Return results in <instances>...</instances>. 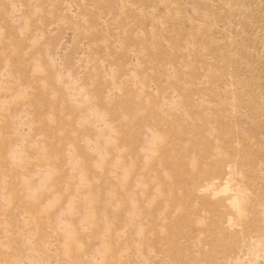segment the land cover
Here are the masks:
<instances>
[{"label":"bare ground","instance_id":"bare-ground-1","mask_svg":"<svg viewBox=\"0 0 264 264\" xmlns=\"http://www.w3.org/2000/svg\"><path fill=\"white\" fill-rule=\"evenodd\" d=\"M22 1L0 0V6L3 8L0 10L4 11L3 14L0 12L1 24L6 30L2 27L0 29L2 28L3 32L9 29V33L5 32V37L11 30H18L21 26L27 28L25 32L29 31L31 28L27 24L30 21L26 22L22 9L26 4L30 7L32 4L33 7L34 2L39 5L38 12L36 13L35 6L34 11L40 18L44 17L43 14L46 16L49 12H54L52 17H48L53 18L55 15V19H48L49 22L51 20L54 22L57 14L59 15L54 24L46 23L47 27L43 28L40 25L33 34L26 32L31 33L29 37L27 36L31 39L29 41H32L31 45L39 42L43 48L35 45L33 49L29 44L32 49L29 47L24 49L30 52V56L34 55L37 47L40 48L37 49L40 52H37L42 56L39 58L38 55L37 59H33L32 56L31 60L29 57L28 61L25 57L24 63H30L26 69L29 70L30 76L44 73L50 75L51 81L47 83L44 79V84H48L52 90L55 89L53 93L61 95L62 99L61 97L59 99L68 108L80 111H76L79 113L76 118L72 117L74 114L71 116L74 120L72 122L69 120L70 126L67 128L70 127L75 135L77 132L78 135L82 133L83 143L78 148L81 136L80 138L76 136L79 140L78 145V141L74 140L75 135H68L63 130L64 135L72 136L70 138L73 141L70 142L62 137V129L57 130L59 127L53 128L51 123L47 124L48 127L53 126L52 130H46L48 134L50 131L55 134L57 132L58 138L57 141L50 142L49 149L55 146L56 150L60 148L62 151L60 153L58 150L59 156L56 154L50 160L46 156L47 150L43 145L45 142L42 143L44 140L38 142V139H35L43 128L34 133L36 136L32 137H35L33 140L26 141L31 129L26 121L25 100H22L24 108L11 109L15 112L10 116L13 120L8 117V121L12 120L10 123L13 124V128L6 119L5 127L12 129L14 135L12 138L17 141L13 145H10L12 142L8 144L11 147L4 150L5 158L4 154L0 156L1 160L4 159L0 163H6L5 168L3 164L0 168L2 170L4 168V172L14 174L12 171H16L19 174V188L20 185L24 187L21 186L22 194H19L21 198L18 196L16 203H21L20 200L24 199L21 209L25 208L22 211L17 208L20 213H17L15 207L12 208L10 205L12 200H8L9 197L4 192L10 184L5 185L4 189L2 183L6 181L3 182L5 178L2 176L4 179L0 180V209L5 210L9 205L12 212H16V215L12 214L16 216L17 221H14L16 222L14 225H18L17 231L14 230L16 225L11 227H14L12 232L18 234V238L13 239L8 234L11 227L7 224L14 220H11L12 216L9 214L11 217L7 218L8 220L11 218L12 222L9 220L7 223V219L6 223L0 221V264H152V257L148 258L150 263L147 260L151 253L148 255L149 250L146 248L153 249L156 239L162 243L164 236L161 239L156 235V239L151 238L152 241L153 239L156 241L155 245L150 243L151 246L149 244L147 245L149 247H145L144 252L147 250L148 256L145 255V258L143 252V258L139 251L141 244L138 243L140 238L142 240L144 237H141L143 227L139 225L141 221L136 220L135 213L139 196L137 198V195L129 192L123 195L119 194L121 189L115 190L114 195H118V200L114 201L118 204L120 202L119 209L124 210L125 207L128 209L126 218L119 221L120 224L123 223L125 231L129 230V235L125 236L126 232L115 236L112 232L108 234L109 237L115 236L111 237L112 242L108 237L106 239V231L109 230L107 225L110 224L109 228L113 226L110 222L106 225L108 211L110 213L112 209L114 212L111 213H114L115 217L119 213V217L124 216L121 215L123 212L121 209L116 213L115 208H111L109 204L113 197L111 193L114 188H126L125 183L128 184L127 188L134 192L140 191L138 188L142 187L151 193L146 200L147 203L142 206L146 205L152 210L154 222L147 220L150 224L146 225L153 223L154 226L160 221L165 222L161 219L166 218L164 214H167V211L176 208V202L180 201V206L183 202L182 207L185 204L181 215L182 207L178 206L180 207L176 208L178 211L174 208L178 216L183 217L185 213L182 220L185 224L180 225L181 222L178 221L182 219L180 217L177 220L178 227L175 225L167 227V232L172 227L171 234L169 238L167 235L166 240L170 248L167 249L168 244L161 245L164 249L166 247L168 251L170 250V253L166 251L168 258L166 257L163 264H264V0H26V4ZM39 12L47 14L43 13L41 16L38 15ZM46 18H43L44 22H48ZM35 23L37 24L36 21ZM57 23L62 26L72 24L75 27L62 28L60 31L62 27L60 25L58 31ZM25 32L18 34L19 37L22 34L24 36ZM12 34V38L15 39ZM81 35L85 38L79 41ZM11 36L8 37L12 40ZM26 39L25 42H28ZM17 44L15 43V46ZM0 49L2 50L1 47ZM11 50L8 49L9 52ZM30 50L35 51L31 53ZM13 51H16L15 48ZM3 52L9 53L7 50ZM2 56L5 57L4 53ZM7 66L0 67L2 94H5L6 90L3 88L5 78L10 73ZM14 75L16 74H13V78ZM9 78L12 77L9 75ZM6 82L5 86H9L8 81ZM13 83L11 81V85ZM15 84V87L18 86L16 89H19V85ZM28 84L27 87L21 86L18 91L14 90L13 86L11 91L15 92L10 94L11 98L17 101V103L12 101L15 105L22 97L30 94L28 89L31 86L29 88ZM8 92L6 91V94ZM44 92H42L44 97L46 95L51 97L46 94L47 91ZM38 95L39 93L36 98ZM8 96L0 98V110L8 109L7 104H12ZM31 96L32 94L28 95V98ZM123 98L125 106L131 103L135 106V112L133 114L130 112L132 116L139 117L140 121L136 119L135 126L140 125L141 121L146 123L144 129L142 128L144 125L141 127L142 131L140 126L137 125L139 129L133 125L134 117L133 122L129 120L130 113L122 115L123 108L120 109V104L123 105ZM45 100L49 101L47 98ZM26 101L28 102L27 99ZM32 101H36L35 97ZM32 101L28 102L30 106L34 103ZM130 101L131 103H128ZM35 105L34 108L37 106ZM39 107L41 110L42 107ZM54 109L60 119L65 116L62 114L64 111L61 112L63 110L61 107ZM4 113L9 112L4 110ZM36 113L40 114V111ZM50 113L47 114L49 119L52 116ZM65 117L62 119L68 121ZM129 122H132V127L134 126L129 128H132L133 132L130 134L136 142L132 144L133 147L127 149L122 144V142L125 144V141H122L121 134L125 128L126 133L129 130L127 127L131 126ZM40 126L37 125L35 128ZM7 128L4 129L9 130ZM35 128H32L33 131H36ZM42 134L43 138L45 134L43 136ZM48 136L45 139H48ZM126 136L125 140L130 146L132 137L129 136L131 137L129 141L127 140L129 137L126 139ZM9 139L7 143L11 140ZM25 142L27 145L31 142V145L24 146ZM46 142L48 145L47 140ZM0 145L2 147V143ZM32 152L34 154L30 155ZM29 165L32 167L31 170L28 169ZM10 179L14 181L12 177ZM164 186H167L168 193H173L172 189L175 188L179 194L165 195L162 191L158 196L155 195L154 192ZM12 187L10 191L15 194L13 191L16 189ZM15 188L18 189V184ZM53 191H56L55 194ZM59 191L60 194H56ZM157 200H161L165 205L169 203V207L173 201L176 206L172 204L171 209L167 206L164 208L170 211L158 212ZM4 201L11 203L6 204ZM121 201L125 207H121ZM154 202H158L156 203L158 206ZM109 206L111 207L108 210ZM195 207H199L201 212L196 209L193 210L196 214L192 213L190 210ZM201 207L206 209V212H203ZM186 208H190L189 212H186ZM173 212L168 215H172ZM202 212L203 214H200ZM115 217L113 221L120 225ZM172 218L167 221L171 222ZM30 219L31 222L38 220V223L39 221L48 223L46 228L41 227L46 233L41 234V231L37 233L31 228L33 232L28 234L31 229L27 227L34 226L33 223L30 224ZM118 225L114 224L113 227L116 226L117 229ZM205 226L209 228L210 234L204 230ZM122 227L120 225V228ZM145 227L149 229V226ZM184 227L185 230L190 228L193 232L196 231V234L197 232L203 234V231L208 234H203L200 239L199 234V238H196L197 235L194 233L196 239L192 242L186 241L188 242L186 244L184 238L191 231L186 230L189 231L185 233L187 236L182 234L185 237L181 236L180 239V232H186L183 230ZM162 228L166 230L165 227L159 226L156 232L165 233ZM181 228L183 229L179 232ZM146 232L144 235L148 236ZM194 234H191L192 238ZM176 239L180 243L184 242V246L187 245L186 250L190 249L191 243L194 246L200 241L201 245L199 247L200 243L197 244L194 250L191 246L184 260L182 258L184 246L181 249L179 248L181 244H178L179 247L176 246ZM12 243L15 244V251ZM146 244L144 243L145 246ZM128 247H131V250L135 249L130 252L136 256L133 254L132 257L131 253L126 251ZM107 252L108 254L111 252L110 256ZM154 252L157 255L156 250ZM153 260L155 263V259ZM160 261L158 264H162Z\"/></svg>","mask_w":264,"mask_h":264},{"label":"rangeland","instance_id":"rangeland-1","mask_svg":"<svg viewBox=\"0 0 264 264\" xmlns=\"http://www.w3.org/2000/svg\"><path fill=\"white\" fill-rule=\"evenodd\" d=\"M24 1H25V2H24ZM27 1H28V0H27ZM22 2H24V4H26V0H23ZM32 3H33V2H32ZM33 4H34L33 7H32V4H31V7H30V6H27L28 4H26V6L22 9V11H23V12H22V13H23L22 15L24 16L25 19H27L26 22L28 23V22L30 21V22L27 24V26H28V27L30 26L29 28L32 29V30H31V29L28 28L29 31L27 30L26 32H32V34H33L35 31H37V29H38V27H39L40 25H41L40 27H42V28H43V27H47V24H48V23H49V24H54L55 21L57 22V19H58V17H59V15L57 14V16H56V20H55L54 22H53L52 20L49 22L48 19H53V18L55 19V15H54L53 18H48V17H52V16H53V14H54L53 11H54V10L52 11L53 13H50V12L48 11V12H49V15L51 14L50 16L47 14V12H43V13H46L48 16H47V15L45 16V14L39 12V13H41V14L38 13V15H41V16H42V14H43V16H44L43 18H44V19H45V17H47L46 19L48 20V22H44L45 20H43L42 17L40 18V16H37V14H36V13L38 12V6H39V5H37L35 2H34ZM34 6H35L36 9H37V10H36V13H35V11H34V9H35ZM0 7H1L0 9L3 10L2 6H0ZM26 7H28V9H30V8H31V9L33 8V9H32V10H31V9H30V10H27ZM4 9H5V8H4ZM2 10H0V12L3 14L4 11L2 12ZM25 10H26L27 13H29V15L25 12ZM28 11H29V12H28ZM30 11H31V12H30ZM1 13H0V15H1ZM30 13H33V14H36V15L34 16L33 14L31 15ZM25 15H26V16H25ZM30 15L33 17V18L30 17L31 20L29 19V16H30ZM2 16H3V15H2ZM1 18H2V17H0V27H2V24H1V23H2V21H1L2 19H1ZM34 20L37 22V24L35 23ZM47 20H46V21H47ZM32 21H33V24H34L33 26H32ZM39 23H41V24H39ZM46 23H47V24H46ZM45 24H46V25H45ZM49 24H48V25H49ZM57 24H58V26H57ZM57 24H56V28H57V30H58V27H59L61 24H60V25H59V23H57ZM61 26H62V25H61ZM61 26H60V27H61ZM22 27H23V26L19 27V29L21 28L20 30L18 29L19 31L16 30V29H14L15 31H14V30H11V31H10V34H8V33H9V29H8V31H4V32H3V29L6 30L5 28L2 27L3 29H2V28L0 29V39H1V37H2V39H3V40L1 39L3 42L0 40V43L2 42V44H1V46H0V47L2 48V50L0 49V50L2 51V54H0V55H1L0 58L2 57V58L0 59V67H3V66L6 67V66L8 65V66H7V69H8V73H9V72H10V73L8 74L7 79H5V83H4V84L6 85V84H7L6 81H8L9 86H11V87H9L8 85H7V86L3 85V88L6 89V90H4L5 94H6V91L8 92V90H9L10 88H11V89H10L9 92H8L9 96H8V94L5 95L4 93L2 94V93L0 92V98H3V97L5 98L6 96H8V97H10V100H11L10 102L15 101V100H13V98H11V94H10V93L13 92L14 90L18 91V90L20 89L21 86H25V87H27V85H26L27 83H29V84H28L29 88H30V86H31V88H30L31 90L28 89V91H29L30 94H32V96H31V98H30V97L28 98V95L30 96V94H28V95H25L27 98H26V97H22V99H21L20 101H18L19 103L16 104V105H18V106L15 105V103H17V101H15V103L12 102V104H11V103H10V104L8 103L9 105L7 104V106H6V108H8V109H4L5 112L8 110V112H9L8 114H7V113L5 114V113H4V110H0V113H1V115H0V119H1V121L5 122L4 124H3V122H2V124H0V137H3V138L5 137L4 139L1 138L2 140L0 139V140H1L0 144L2 143V147H1V145H0V148H2V149L0 150V152H1L0 156L2 157V155L4 154L3 157L5 158L6 152H4V150L6 151V148H7V147H9V148L11 147V146H9L8 144H10V143L12 142L10 145H13V143H15V142L17 141V139L15 140V139L12 138V135H13V134H12V129L10 130L9 127H8V128L5 127V125L7 126L6 122L9 120L8 117L10 118V116H13V114H14V112H15L16 109H20V108H24V107H25L24 110H25V114H26V121H27L28 125H29V124H30L31 126L33 125L32 127L29 125V127H30V129H31L32 131L29 130V133H28V136H27V138H26V141H27V140H29V141L33 140V139L35 138V137L32 138V137L35 135L34 133H36V132L38 133L39 131H41L40 129L43 128L42 131H41L40 133H38L40 136H39L38 134H37L38 136L35 135V136H36L35 139H38V140H37L38 142H39V141L42 142V141L44 140L42 143L45 142L43 145H45V148H46V150H47V152H46V156L50 159L51 157H54L56 154H57V155L59 154L58 150H59L60 148H59L58 150H56V149H55V146H54V148H53V146L51 145L52 147H50L51 149H49L50 144H51L52 142L57 141L58 138H57V135H56L57 132H56V134H55L54 132H51V131H50V132H49L50 135H49L47 131H48V130H52V129L55 128V127H56V128L59 127V129L57 128V130H61V129H62V131L65 130L66 134H68V135H70V134L75 135V133H73L74 131L72 132V131H71L72 129H71L70 127H68L69 130L67 131V129H68L67 126H70V122H72V121L74 120L72 117L76 118V115L79 114V113H76V111H77V112H80V111H78V110L74 111L73 109H72V110H73V111H72V110H71L70 108H68L67 106L64 107V108H62V104L64 103V102H61V101H62V100H61V99H62V96H61V95L58 96V94L56 95L55 93H53V90H55V89L52 90V89H50V86H49L48 84H46V85L44 84L45 81H46L47 83H49V82L51 81V76H50V75H47L46 73H44V75H43V74H38V75H36V76H30V74H28V73H29V70H27V71H28V72H27L26 69H28V68H27V65H30V63H28V62H27V63H24V62H26V60L28 61V58H29V57H30L29 60H31V57H32V56H33V57H32L33 59H37V58H38V55L41 54V53H40V54L38 53V52H40V51H38V50H40V48L38 49V47H42V45H41L39 42L36 43L35 45L38 46V47H37L38 50L36 49V52L34 53V55L30 56V55H31V54H29L30 52H28V51L25 50V49H26V47H27V48L29 47V49H32V48L34 49V46H35V45H31L32 41H29L30 38L28 39V37L30 36L31 33H27V34H26L25 30H26L27 28L25 29L24 27H23V28H22ZM32 27H33V28L35 27L36 30H35V28L33 29ZM74 27H75V25L73 26L72 24H69V25H66V26H62L61 29H60V31L63 30V29H66V28L71 29V28H74ZM62 28H63V29H62ZM22 29H23L24 32H25V35H24V36H23L24 32H23ZM30 30H31V31H30ZM12 31H13L14 33H13ZM21 31H22V32H21ZM58 31H59V30H58ZM5 32H8V33H7L8 35H7L6 37H5V35H6ZM18 32L23 33L22 36H20L21 38L19 37V35H20L21 33L19 34ZM75 32H76V31H75ZM12 33H13L14 35H13ZM3 34H4V35H3ZM11 34H12L13 36H15V39L12 38ZM18 34H19V35H18ZM28 35H29V36H28ZM8 36H9V37L11 36L12 40H11ZM17 36H18V38H17ZM25 36H26V37L28 36L27 39H26ZM82 36H83V37H82ZM7 37L9 38L10 46H9V42H8V38H7ZM4 38H6L7 40H6V39L4 40ZM22 38L26 39L28 42H25V40L22 39ZM78 38H79V37H78ZM83 38H85L84 35H81V37L79 38V41L82 40ZM13 39H14V40H13ZM19 39H20V40H19ZM15 40H16V41H15ZM30 40H31V39H30ZM12 41H13V42H12ZM23 41L25 42V44H23L24 47H21V46H23V45H22V43H24ZM4 42H5V43H4ZM6 42H7L8 45L6 44ZM30 42H31V43H30ZM42 42H43V41H42ZM15 43H16V44L18 43V44L15 46ZM20 44H21V45H20ZM29 44L32 46V48H30L31 46H28ZM37 44H38V45H37ZM42 44H43V43H42ZM2 45H4V46H2ZM39 45H40V46H39ZM5 46H9V48H8V47H5ZM11 46H12V47H11ZM3 47H4V48H3ZM10 47H11V49L13 48V50H14V48H15L16 51L11 50ZM21 48H22V49H21ZM24 48H25V49H24ZM42 48H43V47H42ZM42 48H41V49H42ZM8 49L11 50V52H9ZM29 49H28V50H29ZM3 50H7V52H9V53H11V54L6 53V52H3ZM26 51H27V52H26ZM30 51H31V53H32V51H35V50H30ZM37 51H38V52H37ZM21 52H22V54H21ZM24 52H26V54H25ZM0 53H1V52H0ZM3 53H4L5 57H6V61H5V57L2 56ZM36 53H37V55H36ZM23 54H25V55H23ZM27 54H29V55H27ZM26 55H27V56H26ZM9 56H11V57H9ZM17 56H18V57H17ZM21 56H22V57H21ZM41 56H42V55H40L39 58H40ZM25 57H26V60L24 61ZM7 58H8V60H7ZM16 58H17L18 60H17ZM22 59H23V60H22ZM4 61H5V62H4ZM9 61H10V62H9ZM19 61H20V62H19ZM2 62H3V63H2ZM12 62H14V63L12 64ZM17 62H19V63H17ZM22 63H23V64H22ZM15 64H16V65H15ZM24 64H25V66H24ZM12 65H13V66H12ZM17 65H18V67H17ZM9 66H10V67H9ZM8 67H9V68H8ZM9 70H10V71H9ZM20 70H21V71H20ZM11 72H12V73H11ZM26 72H27V73H26ZM23 73H24V74H23ZM25 73H26V74H25ZM11 74H12V75H11ZM13 74H16V75H14V78H13ZM9 75H10V77H12L11 79L9 78ZM41 75H42V76H41ZM45 75H46V76H45ZM16 76H18V77H16ZM20 76H23V77H20ZM24 76H25V78H24ZM44 76H45V77H44ZM19 77H20V83L17 82V81H19ZM35 77H36V78H35ZM8 78H9V79H8ZM17 78H18V79H17ZM21 78H22V79H21ZM33 78H34V79H33ZM12 79H13V80H12ZM14 79H15V80H14ZM39 79H40V81H38ZM44 79H45V81H44ZM46 79H47V80H46ZM21 80H22V81H21ZM28 80H29V81H28ZM32 80H33L34 82H32ZM36 80H37V84H36ZM11 81H13L14 83H16L15 85H19V89H16V88H18V86L15 87V86H14V83L11 85ZM42 81H44V82H42ZM41 82H42V84L39 85L38 83H41ZM17 83H18V84H17ZM20 84H21V85H20ZM47 85H48V86H47ZM13 86H14V90L11 91L12 88H13ZM32 86H33L34 88H33ZM38 86H39V87H38ZM40 87H41V90H40ZM8 88H9V89H8ZM32 88H33V89H32ZM43 89H44V90H43ZM34 90L36 91V93H35ZM45 90H46L47 92H46ZM2 91H3V90H2ZM44 91L46 92V94L50 95L51 97L49 98V96H47L46 94H45L46 96L44 97V94L42 93V92H44ZM49 91H50V92H49ZM14 92H15V91H14ZM14 92H13V94H14ZM45 92H44V93H45ZM34 93H35V94H34ZM38 93H39L38 96H40V97L38 98V96H37V98H36V95H37ZM41 93H42V94H41ZM49 93H50V94H49ZM13 94H12V95H13ZM51 94H52V95H51ZM1 95H3V96H1ZM54 95H56V98L60 101V102L57 103V104H55V102H54V101L56 100V98H55ZM8 97H7V98H8ZM34 97H35V100H36V101H32V100H34ZM43 97H44V99H43ZM52 97H54V99H53ZM60 97H61V99H59ZM24 98H26V99L28 100V102H30V101L34 102L33 104H31L32 106L35 105L36 102H37L36 105H37L38 107L35 105L37 108H36V107L34 108V106H33V108H34L33 110H34V111H32V110H31V109H32V106H30V103H31V102L28 103V102L26 101V99H24ZM32 98H33V99H32ZM45 98L49 99V101H48V100H45ZM37 99H38V101H37ZM124 99H125V98H123V105L125 104V102H124L125 100H124ZM8 100H9V98H8ZM22 100H25V101H24L25 104H27V105L29 104L28 107H27V105L24 104V102H23ZM42 100H43V101H42ZM22 102H23V105H25L24 107L22 106ZM43 102H44V103H43ZM13 103H14V104H13ZM41 103H42V104H41ZM46 103H47V104H46ZM52 103H54V104L50 107V105H51ZM128 103H131V101L128 102ZM38 104H39V105H38ZM48 104H49V105H48ZM12 105H13V106H12ZM14 105H15V106H14ZM43 105H44V106H43ZM65 105H66V104H65ZM120 105H121V106H120V109L123 108V110H122V111H123V114H122L123 116L125 115V113H126V115H127V114L130 113V112H131L132 114H133V112H135V110H134V109H135V106H134L133 103L129 104L128 106H127V104H126V106H125V105L123 106L122 104H120ZM8 106H9V107H8ZM11 106H12V107H11ZM39 106L42 107L41 110L38 109V108H40ZM53 106H54V108H56V107H58V106L61 107V108L63 109V110H61V112L64 111L62 114H63V116H64V114H65V116L67 117L68 121H67L66 119H65V121L62 119V118H64L65 116L62 117V118H61L62 120H61V119L57 116L58 114L56 113V110L53 108ZM14 107H15V108H14ZM29 107H31V108H29ZM43 107H44V108H43ZM125 107H127L126 109L129 110L128 112H124V110L127 111L126 109H124ZM129 107H130V108H129ZM12 108L15 109V110L12 111V110H11ZM65 108H66V110H64ZM29 110H31V111H29ZM35 110H36V111H35ZM38 110L40 111V114H41V115H40L39 113H36V112H39ZM50 110H51V111H50ZM131 110H132V111H131ZM1 111H2V112H1ZM122 111H121V112H122ZM29 112H30V113H29ZM50 112H51V113H50ZM53 112H54V113H53ZM70 112H71V113H70ZM73 112H74V113H73ZM28 113H29V114H28ZM48 113H50V115H52L50 119L47 117V114H48ZM131 113L128 114V115H130V116H128V117H129V120L132 121V122H133V117L135 118V119H134V120H135V121H134L135 123L133 124V125L135 126L137 120H139V119H138L139 117L136 118L135 115L132 116ZM31 114H32V115H31ZM33 114H35V115H33ZM53 114H56L55 116L57 117L56 119H57L58 121L55 119V116H53ZM62 114H61V116H62ZM69 114H70V115H69ZM73 114H74V115H73ZM8 115H9V116H8ZM43 115H44V117H42ZM72 115H73V116H72ZM1 116H2V117H1ZM4 116H5V118H4ZM30 116H32V117H30ZM71 116H72V117H71ZM66 117H65V118H66ZM33 118H34V119H33ZM58 118H59V119H58ZM2 119H3V120H2ZM5 119H6L7 121H5ZM10 119L13 120L12 117H11ZM136 119H137V120H136ZM12 120H11V121H12ZM37 120H38V124H37ZM55 120H56V122H55ZM69 120H70V122H69ZM1 121H0V123H1ZM11 121H10V122H11ZM28 121H29V122H28ZM61 121H62V122H61ZM139 121H140V120H139ZM139 121H138V122H139ZM8 122H9V121H8ZM10 122H9V123H10ZM45 122H46V123H45ZM58 122H61V123L59 124ZM132 122H131V123L129 122L131 126H127L128 129H129L128 131H130V132L127 131V133H129V134L133 132V131H132V128H133L134 126L132 127ZM9 123H8V124H9ZM40 123H42V124H40ZM49 123H51V125H53L54 127L51 126V125H50L51 127H48ZM64 123H66L67 125H64ZM129 123H128V124H129ZM141 123H142V124H141ZM10 124H11V123H10ZM10 124H9V125H10ZM35 124H36V125H35ZM47 124H48V125H47ZM139 124H140V125H138V124H137V125L140 126V128H141L143 125H144V126H143L142 128H143V129L145 128V124H146V123H144V122L141 121V122H139ZM37 125H38V126L42 125V126L38 127L39 130H38V128H37V129L35 128V126L37 127ZM44 125H45V126H44ZM114 125H115V124H114ZM137 125H136L135 127H138ZM60 126H61V127H60ZM52 127H53V128H52ZM129 127H132V128H129ZM4 128H7V129H9V130H6V129H4ZM11 128H13V124H11ZM32 128H35L36 131H33L34 129H32ZM63 128H64V129H63ZM138 128H139V127H138ZM140 128H139V129H140ZM142 128H141V131L143 130ZM70 129H71V130H70ZM4 130H5V131H4ZM46 130H47V131H46ZM55 130H56V129H55ZM124 130H125V131H123V133H124V132L126 133V128H125ZM133 130H134V129H133ZM1 131H2V132H1ZM6 131H7V132H6ZM30 131H31V132H30ZM42 132H43V134H45L43 138L41 137ZM65 132L63 131V135L65 134ZM30 133H31V134L33 133V135L31 136ZM52 133H53V134H52ZM78 133H79V132H77V134L74 136V140H76V142L78 141V142H77L78 145H79V140H81V141H80L81 144H80L79 146H78V145H75V146H78V148H79V147L82 145V143H83V139H82V135H81L82 133L80 132V133H81L80 135H78ZM123 133H122V134H123ZM125 133L123 134V136H122V134H121L122 141H125V144H124V142H122V144H123V146H126L125 148L128 149L129 147H133L132 144H134L136 141H135V139H133L134 137H132V134L128 135L127 133H126V134H125ZM6 134H7V135L10 134V135H8V136H11L10 139L13 140V141H11V140L9 139L8 136H7L8 138H7L6 136H4V135H6ZM43 134H42V136H43ZM46 134H47V135H46ZM48 135H49V136H48ZM63 135H62V137L66 138L67 140H70V142L73 141V139L70 138V137H72V136H69V137H68V135H64V136H63ZM126 135H128V136H126ZM13 136H14V135H13ZM47 136H48L49 138H48V139H45V138H47ZM76 136H78V137L81 136V138L79 137L80 139L77 140V139H76V138H77ZM125 136H126V139H127V137L131 136L132 139L134 140V142H133L132 139H131L130 146H129V143H127V141L125 140ZM133 136H134V135H133ZM62 137H61V138H62ZM131 137H129L127 140L130 141V138H131ZM15 138H16V137H15ZM28 138H31V139H28ZM41 138H42V140H41ZM54 138H55V139H54ZM8 139L10 140L9 143H7V142H8ZM4 140H5V141H4ZM46 140L48 141V145H46V144H47ZM49 140H50V141H49ZM71 140H72V141H71ZM129 141H128V142H129ZM50 142H51V143H50ZM26 143H27V142L24 143V146H30V145H31V142H28V143H30V144H28V145H27ZM74 143H75V142H74ZM126 143H127V144H126ZM75 144H76V143H75ZM7 145H8V146H7ZM53 149H54V150H53ZM7 150H8V148H7ZM59 151H60V150H59ZM2 152H4V153H2ZM35 152H36V151H35ZM57 152H58V153H57ZM61 152H62V151H60V153H61ZM47 153H48V155H47ZM25 154H26V153H25ZM29 154H30V153H28V155H29ZM32 154H34V152H32L30 155H32ZM35 154H36V153H35ZM58 156H59V155H58ZM1 157H0V162H3L4 159L2 158L3 160H1ZM50 160H51V159H50ZM28 162H29V161H28ZM2 164H3V167H4L6 163H5V164L2 163ZM2 164L0 163V167L2 166ZM29 164H30L31 166L33 165L31 162H30ZM30 165H29L28 169H30V167H31ZM4 168H5V167H4ZM4 168H3V170H2V168H0V176H1V177H0L1 179H0V180L2 181V178L4 177L5 180H3V182L6 181L7 184H6V183H2V184H4V185H2V187L5 186V185L7 186L8 184H10V185L7 186L8 189H9V191H7L8 189H6V186L4 187V189H6V190H4V189H3V190H4L5 194L9 197L8 200H10V201L12 200V204H10L11 202H8L11 206H13L12 208L15 207L16 210H17V208H19V211H20V209L22 208V205H23V204H21V203L24 202L25 200L22 199V200H20L21 203H16V202H18L19 197L21 198V195L19 196V194H22V192H21L22 187H21V186H23V185H20V188H21V189L19 188V184H20V183L18 182V176H19V174L16 173V171H12V172H14V174H13V173H10V172H7V171L4 172ZM31 169H32V167H31ZM31 169H30V170H31ZM30 170H29V171H30ZM23 172H24V171H23ZM6 173H7V174H6ZM8 173H10V174H8ZM2 176H3V177H2ZM11 177L14 179V181H13L12 179H10ZM4 178H3V179H4ZM7 178H8V179H7ZM9 179H10L11 183H9L10 181L8 182ZM161 179H162V177L160 178V180H161ZM151 180H153V178H151ZM15 182H17V184H18V189L15 188V185H17V184H15ZM13 183H14L15 185H13ZM131 183H132V182H131ZM11 184L14 186V188L12 187ZM163 184H165V183H163ZM125 185H126V186H125L126 188H124V189H122V187H121V188H120V187L114 188V191H112V193L110 192V193H111V196H112V194H113V197L111 198V196H110V198H111L110 202H109V200H108L109 204L112 206V207L109 206V207H108V210H109L110 207L113 208V209L115 208V209H114L115 212H116V211L118 212V211L121 209V211H123V212L121 213V215H122V216L124 215L125 217H124V216H123L124 218H123V217H122V218L119 217V215H120L119 212H118V213H119L118 216H117V214H116V216H117L118 218L115 217V214H114V213H111V212H114V211H113L112 209H110L111 212L109 213V211H108V213H107V211H106V213L108 214V215H107V214H106V215L109 216V217H111L112 219L109 218V217H106V220H108L107 223H106V225H107L109 222L111 223V226H112V225L114 226V224H115L116 226L118 225V224H117V221H115V220L113 221V217H115L116 220H118V221H119V220H123V219L126 218V214H127L126 211H127L128 209H127V210L125 209L126 207H125L124 205H122V201H121V205H122L121 207L124 206L125 208H124V210H122V208L119 209V207H120V202H119V204H118L117 201H114V200H118V197H117L118 195H116V196L114 195V194L116 193V191H117L116 189H121V191H119V194H123V195H124L125 192H129V193L132 194V195H137V198H138V196H139V198L137 199L138 202H136V205H135V208H136V209H135V213L137 214L136 220H138V221L140 220L141 222H139V225H142L141 227H143V228H142V230H143V232H142L143 235L141 234V235H142L141 237H143V236H144V237H148V238H144V237H143L144 239L142 238V240H144V241H142L141 238H140V240L138 241V243L142 245V246H141V245L138 244V245H139V248H140L139 251H140V253H141V255H142V253H143L144 250H145V247H149V246H151V244H153L154 242L157 241V242H156V245H155V243H154V245L157 246L156 248H154L155 246L152 245L154 250L151 249L152 247H150V248H146V249L149 250V251L146 250L147 253H148V255H149V253H151L150 256L147 257V260H148V258L156 257V258H153V259H155V263H154V260L151 258V260H152L151 263H152V264H158V262L160 261V259H161V257H162V261H160V262H162V264H163V262H165L166 259L168 258V256H166V255H167V252H166V251H168L167 249H169L170 247L168 248L169 244L167 243L166 240H168V238H169V236H170L169 234H171L170 229H171L172 227L169 229V232H167V229H168L171 225H172L173 227H174V225L176 226L177 223H179L178 221H180V222H181L180 225H182V223H183L182 220L184 219V215H185V213H184V215H182L183 217H181L180 215L183 213L182 210H183V208H185V204H184V207H182L183 202H181L182 205L180 206V204H179L180 201H178V202L175 201V202L177 203V206H176V205H174L175 203H173V201H172V204H173L174 206H176L177 209H179L180 207H182V208H180L181 213L179 212L180 215L178 216V215H177V214H178V212H177L178 210H177L175 207H174V208H175L177 211H176L174 208H172V209H174V210L171 209V206L173 207L172 204H171V206L169 207V205H170L169 203H167L168 205H165L161 200H160V201L157 200V201L159 202V204H158L159 207H157V209H158L159 211H158V210H156V211L164 213L165 211H167V210L170 211V209H171L170 212H172V211H174V212H173L172 215H168V213H170V212L167 211V214H164V215H166V218L169 217V219H166V218H165L166 220H165V219H161L162 221L164 220L165 222H161V221H160L158 224H156V225H158V227H159V226H161V227H165L166 230H165L164 228H162V230H163V231H166L167 233H166V232L163 233V232H161V231L156 232V230H158V227H157L155 224H154L155 228H154V226L152 225L153 223H151L152 226H151V225H146V224L148 223L147 220H149V221L151 220L152 222H154V221H153V220H154V219H153L154 217L152 218V216H151V215H152V213H151L152 210H151L150 208L146 207V205H145V207L142 206L143 204H146V203H147L146 200H147L148 197H150V194H151V193L149 194L148 191L146 190V188H142V187H141V188H138V189H140V191H139V190H135V192H134L132 189H128V188H127V185H128L127 183H125ZM152 185H153V184H152ZM166 185H167V184H166ZM10 187H12V189H14V190L16 189L15 191H13V192H16L15 194H12V193H11L12 190H11ZM23 187H24V186H23ZM162 188H164V189L162 190ZM162 188L160 187V190L155 191V192H154L155 195L158 196L162 191H164L165 195L172 194V196H173V195L176 196L177 194H179V192H178L177 190H175V188L172 189L173 193H174V191H175V192L177 191L175 194H173V193H168V190H167L168 188H167V186H164V187H162ZM10 190H11V191H10ZM50 190H51V189H50ZM115 190H116V191H115ZM6 191H7V192H6ZM22 191H23V190H22ZM0 192H1V190H0ZM2 192H3V191H2ZM9 192H10L13 196H12ZM53 192H54V191H53ZM53 192H52V193H53ZM55 192H56V191H55ZM55 192H54L53 194H55ZM60 192H61V191H59V193H56V194H60ZM7 193H8V194H7ZM52 193H50V194H52ZM17 194H18V195H17ZM61 194H64V193H61ZM9 195H10V196H9ZM14 195H15L16 197H15ZM109 195H110V194H109ZM109 195H108V198H109ZM18 196H19V197H18ZM11 197H14V198H11ZM116 197H117V198H116ZM10 198H11V199H10ZM13 199H16L17 201H15V200H13ZM139 199H140V200H139ZM141 199H142V200H141ZM160 199H162V198H160ZM8 200L6 199V201H8ZM137 200H136V201H137ZM20 201H19V202H20ZM4 202H5V201H4ZM4 202H3V204H4ZM144 202H145V203H144ZM158 202H156V203H158ZM5 203H6V202H5ZM8 203H6V204H8ZM26 203H27V202H26ZM156 203L154 202V204H156ZM16 204H17L18 206L20 205L21 207H16V206H17ZM24 204H25V203H24ZM27 204H28V203H27ZM27 204H26V205H27ZM140 205H141L142 207H141ZM158 205L156 204V206H158ZM117 206H118V207H117ZM166 206L169 207L170 209H168V208H167V210L164 209V208H166ZM178 206H180V207L178 208ZM8 207H9V208H8ZM154 207H155V205H154ZM5 208H6V207H5ZM12 208H10V206L8 205L7 208H6L5 210H4V209H2V210L0 209V210H1V211H0V215L2 214V216H0V221H1L2 223H6V219L8 220L7 217H11V216H12V219H11V218H10V219H11V220L14 219L13 222L9 219L12 223L10 224V223H9L10 221L8 220L7 223H9V224H7V225H10V227H11L12 225H13V226L16 225V226H15V228H14V227H11V230L8 228V226H6V227H7L6 229H7L8 231L10 230L9 233H8V234H10V237L13 238V239H15V237L18 238V236H17L18 234L15 235V233L12 232V231H13L12 228H14V230L17 231L16 228L18 227V225H17V224L14 225V223H16V222H14V221L16 220V216H14L12 213H14V214L16 215V212H12ZM24 208H25V207H24ZM24 208L21 209V211L24 210ZM144 208H146V209H144ZM155 208H156V207H155ZM155 208H154V210H155ZM160 208H161V209H160ZM9 209H10V210H9ZM147 209H148V210L150 209V210L148 211ZM186 209H187V208H186ZM196 209H197L198 211L200 210L199 207H195V208H193V209H191V210H190V208H188L187 211L184 209V212H185V211H186V212H189L188 210H190V211H192V213H194L193 210H196ZM201 209L203 210V212H206V209L204 210L203 207H201ZM3 210H4V211H3ZM6 210H7V213H6ZM13 210H15V209H13ZM146 210H147V211H146ZM164 210H165V211H164ZM180 210H179V211H180ZM19 211L17 210V213H20ZM121 211H120V212H121ZM198 211H196V212H198ZM1 212H2V213H1ZM117 212H116V213H117ZM138 212H139L140 214H142V216H141ZM143 212H144V213L146 212V214H144ZM176 212H177V214H176ZM199 212H201V211H199ZM199 212H198V214H199ZM203 212L200 213V214H203ZM124 213H125V214H124ZM150 213H151V214H150ZM9 214H10L11 216H10ZM110 214H111V216H110ZM113 214H114V216H113ZM138 214H139L140 216H139ZM143 214H144V215H143ZM147 214H149L148 217H147ZM170 214H171V213H170ZM194 214H196V213H194ZM4 215H5V216H4ZM7 215H8V216H7ZM175 215L178 216V218H175V217H176ZM3 216H4V217H3ZM13 216H14V218H13ZM138 216H139V217H138ZM150 216H151V218H150ZM174 216H175V217H174ZM17 217H18V216H17ZM141 217H142V220H141ZM170 217H171V218L173 217V218H175V219L172 218V221H171V222H170V221L168 222L167 220H170V219H171ZM180 217L182 218L181 220L179 219ZM119 218H120V219H119ZM147 218H148V219H147ZM206 218H207V216H206ZM109 219H110V220H109ZM178 219H179V220H178ZM32 220H33V219H32ZM173 220H174V221H175V220H176V221L178 220V221H177V222H176V221L174 222ZM16 221H17V220H16ZM112 221H113V224H112ZM151 221H150V222H151ZM206 221H208V218H207ZM30 222H31V219H30ZM145 222H146V223H145ZM150 222H149L148 224H150ZM167 222L170 223V225H169ZM32 223H33V224H32ZM118 223L120 224V221H119ZM121 223H122V222H121ZM144 223H145V224H144ZM162 223H163V224H164V223H165V224L167 223L166 225H168V226H166L165 224H164V226H162V225H163ZM172 223H173V224H172ZM30 224H32V225H34V226H30V228L27 227L29 230H30L31 228H33V231L36 230L37 233H39V231H41V234L46 233L45 231H43V229L46 228V227L48 226V223H45V221H39V223H38V220H35V221L33 220ZM183 224H185V223H183ZM38 225H39V226H38ZM120 225H121V227H122V226H123V223L120 224ZM120 225H118L117 229H116V226H115V228H114L113 226H112L111 228H109V227H110V224L107 225L108 229H109V230L112 229V230H111V231L107 230L109 233L106 231V235H107V236H106V239L109 238V239H110V242H112V240H111L112 238H111V237H115L116 235H120V234L123 235V234L126 233V232H127V234H125V236L129 235V233H128L129 230L127 229L128 231H125L126 228H125V230H124L123 227L120 228ZM28 226H29V224H28ZM145 226H149V229H148V227H147V229H146ZM187 226H188V225H187ZM41 227H44V228L42 229ZM152 227H153V229H155V230L150 229V228H152ZM156 227H157V229H156ZM167 227H168V228H167ZM176 227H178V226H176ZM179 227H183V226H179ZM205 227H206V229H204V230H205V231H208V233L210 234V232H209V230H208L209 228L207 229V226H205ZM113 228H114V229H113ZM186 228H187V227H186ZM191 228H192V227H191ZM115 229L117 230V232H116ZM120 229H122L123 232H122V230H120ZM160 229H161V228H160ZM182 229H183V228H181V230L179 229V232L182 231ZM189 229H190V228H188V229H186V230H189ZM118 230H119V231H118ZM144 230H145V231H144ZM146 230H147L148 232H146ZM183 230L186 231V230H185V227H184ZM33 231H32V229H31V232H28V234H31ZM42 231H43V232H42ZM120 231H121V232H120ZM153 231H154V232H153ZM189 231H191L193 234L196 232V231L193 232L191 229H190ZM189 231H186V232H183V233L180 232V239H182L181 236L184 238L185 235H186L185 233H187V232H189ZM11 232H12V233H11ZM26 232H27V230H26ZM26 232H25V233H26ZM112 232H113V233H112ZM118 232H120V233L118 234ZM144 232H146V234H147L148 236L144 235V234H145ZM152 232H153V233H152ZM191 232H190V233H187V235H188V234L190 235V236L188 235L189 237L186 235L187 237L184 238L185 243H186V241H188V242H192L193 239H196V238H199V237H200V239H201V237L203 236V234H204V235L208 234V233H206V232H204V231H203V234H202V232H201V233H200V232H199V233L197 232V234L195 233V234L197 235V237L195 238L196 235L194 234V238H192V237H191V236H192V235H191V234H192ZM17 233H18V232H17ZM111 233H112V235L115 233V234H114L115 236H112V235H111V237H109L110 235H108V234H111ZM151 233H152V234H151ZM12 234H13L14 236H13ZM149 234H151L152 236L149 235ZM153 234H154V236H153ZM157 234H158V235H157ZM182 234H185V235H182ZM198 234H199V237H198ZM200 234H201V235H200ZM155 235H156L157 237L160 236V237H159L160 239L164 236V237L162 238V239H164L162 243H163V245L168 244V245L166 246L167 249H166V247H165V249H164V247H162L163 245H161V244H162L161 241L159 242V239H158ZM167 235H168V238H167ZM165 236H166V237H165ZM178 236H179V235H178ZM107 237H108V238H107ZM190 237H191V238H190ZM151 238H155V239L157 238V239H156V241H155L154 239H153V241H152ZM206 238L209 239L208 236H206ZM177 239H179V238H177ZM177 239H176V243H175V245L179 247L178 244H181L182 246L180 245L181 247H179V248L181 249V248L184 246L185 243H184V242H183V243H180V241H178ZM180 239H179V240H180ZM187 239H188V240H187ZM189 239H190V241H189ZM113 240H114V238H113ZM145 240H146V241H145ZM149 240H150V241H149ZM108 241H109V240H107V242H108ZM151 241H152V242H151ZM164 241H166V243H165ZM182 241H183V240H182ZM182 241H181V242H182ZM193 241H194V240H193ZM196 241H198V240H195V242H196ZM13 242H14V241H13ZM140 242H141V243H140ZM143 242H144L145 244H146V242H148V244H146V246H145ZM178 242H179V243H178ZM188 242H187L186 244H188ZM142 243H143V244H142ZM150 243H151V244H150ZM157 243H158V244H157ZM164 243H165V244H164ZM199 243H200V241H199ZM199 243H197V242H196V244L194 243V244H195L194 246H192V243H191V244L189 243V244L193 247V248H192V247L189 245V246H190L189 248H190V249L192 248V250H194V247L196 246V248H197V244H199ZM149 244H150V245H149ZM159 244H160V246H158ZM14 245H15V244L12 243V248L14 249L13 251L16 250ZM147 245H149V246H147ZM200 245H201V243H200L198 246L200 247ZM13 246H14V247H13ZM176 246H174V247H176ZM186 246H187V245H185L184 248H182L183 251L185 250L184 253H183L184 255L182 254V258H183L184 260H185V257L188 256V253H189V250H190V249H187V250H188V252H187V250H186ZM211 246H213V245H211ZM158 247H159L160 250H158ZM213 247H214V246H213ZM215 247H216V245H215ZM10 248H11V247H10ZM187 248H188V247H187ZM196 248H195V249H196ZM127 249H130V250H127ZM127 249H126V251H128V252H130V251H134V250H135V249H133V248H132V250H131V247H128ZM150 250H151V251H150ZM152 250H153V253H152ZM155 250H156V254H157V255L154 254V253H155V252H154ZM216 250H217V249H216ZM9 251L13 252L12 249H11V250L9 249ZM108 251H109V250H108ZM110 251L112 252L111 249H110ZM139 251H138V252H139ZM146 251L144 252L145 254L143 253V255H144L145 258H146L145 255H147ZM111 252H109V253L111 254ZM128 252H127V253H128ZM135 252H136V251H135ZM159 252H160V253H159ZM165 252H166V253H165ZM168 252L170 253V250H169ZM186 252H187V253H186ZM130 253H131L132 257L135 255V254L132 253V252H130ZM169 253H168V254H169ZM107 254H108V252H107ZM110 254H108V255L110 256ZM133 254H134V255H133ZM128 255H129V253H128ZM131 255H129V256H131ZM143 255H142V257H143ZM148 255H147V256H148ZM151 255H152V256H151ZM153 255H154V256H153ZM160 255H161V257H160ZM164 255H165V258H164ZM135 256H136V255H135ZM144 257H143V258H144ZM166 257H167V258H166ZM157 258H159V259H158L159 261L157 260ZM157 261H158V262H157ZM187 261H188V260H187ZM148 262H149V260H148ZM156 262H157V263H156ZM149 263H150V262H149Z\"/></svg>","mask_w":264,"mask_h":264},{"label":"crops","instance_id":"crops-1","mask_svg":"<svg viewBox=\"0 0 264 264\" xmlns=\"http://www.w3.org/2000/svg\"><path fill=\"white\" fill-rule=\"evenodd\" d=\"M5 79H7V77H6ZM59 102H60V101L56 98L55 103L57 104V103H59ZM65 106H66V105L63 103V104H62V108H64ZM57 175H60V174L57 173ZM57 175H56V176H57Z\"/></svg>","mask_w":264,"mask_h":264}]
</instances>
